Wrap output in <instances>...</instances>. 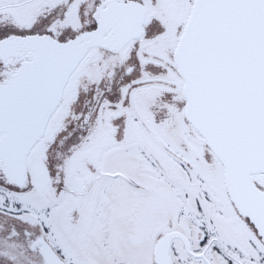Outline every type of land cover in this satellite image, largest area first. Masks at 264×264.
Returning <instances> with one entry per match:
<instances>
[{"label": "snow or ice", "instance_id": "snow-or-ice-1", "mask_svg": "<svg viewBox=\"0 0 264 264\" xmlns=\"http://www.w3.org/2000/svg\"><path fill=\"white\" fill-rule=\"evenodd\" d=\"M0 264H264V0H0Z\"/></svg>", "mask_w": 264, "mask_h": 264}]
</instances>
